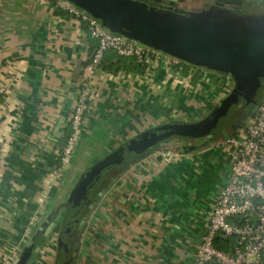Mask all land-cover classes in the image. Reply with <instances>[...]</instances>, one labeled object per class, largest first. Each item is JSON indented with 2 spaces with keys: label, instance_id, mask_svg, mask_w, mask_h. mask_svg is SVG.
I'll list each match as a JSON object with an SVG mask.
<instances>
[{
  "label": "crops",
  "instance_id": "0c3cea01",
  "mask_svg": "<svg viewBox=\"0 0 264 264\" xmlns=\"http://www.w3.org/2000/svg\"><path fill=\"white\" fill-rule=\"evenodd\" d=\"M55 3L0 0V259L14 264L31 243L39 250L27 264L71 253V264H193L230 173L221 138L171 140L115 172L80 209L67 199L80 175L133 137L191 123L199 111L205 119L230 79L201 68L182 74L163 58L114 71L112 51L88 71L97 42ZM81 91L89 101L79 145L64 175L50 180Z\"/></svg>",
  "mask_w": 264,
  "mask_h": 264
},
{
  "label": "water",
  "instance_id": "95a60500",
  "mask_svg": "<svg viewBox=\"0 0 264 264\" xmlns=\"http://www.w3.org/2000/svg\"><path fill=\"white\" fill-rule=\"evenodd\" d=\"M67 1L97 19L111 33L194 67L226 73L234 81L233 89L214 110L218 113L215 118L191 123L173 121L155 126L94 163L81 175L67 199V204L76 210L89 203L97 189L115 172L141 154L156 150L159 145H166L171 140L212 139L232 109L242 101L253 105L254 113L264 82V33L249 32L247 37L238 33L236 38H229L207 27L205 16L170 19L172 16L166 13L159 17L133 0ZM220 132L221 138L229 137L224 129ZM38 250L29 243L14 264H27Z\"/></svg>",
  "mask_w": 264,
  "mask_h": 264
},
{
  "label": "built area",
  "instance_id": "2783aa9c",
  "mask_svg": "<svg viewBox=\"0 0 264 264\" xmlns=\"http://www.w3.org/2000/svg\"><path fill=\"white\" fill-rule=\"evenodd\" d=\"M55 2L58 9L85 23L88 33L97 42L86 66L88 71L99 68L107 51L133 58L146 67L162 58L167 66L180 64L174 57L111 33L97 19L67 0ZM88 101V92L81 91L70 114L69 134L57 153L59 167L50 180L62 177L74 158ZM236 134L217 141L231 158L230 173L215 197L205 233L195 249L193 264H264V93L254 113ZM217 237H234L236 242L232 250L217 249ZM0 264H9V256L4 255Z\"/></svg>",
  "mask_w": 264,
  "mask_h": 264
},
{
  "label": "flooded vegetation",
  "instance_id": "af4514ba",
  "mask_svg": "<svg viewBox=\"0 0 264 264\" xmlns=\"http://www.w3.org/2000/svg\"><path fill=\"white\" fill-rule=\"evenodd\" d=\"M185 0H133V2L144 6L151 11H155L167 13L172 17L177 18H191V17H201L207 16L212 9L218 11H230L231 14L242 15V16H264V0H204L202 1V6L192 10L186 11L181 7L182 2ZM191 66V65H190ZM194 67V66H193ZM224 74V73H223ZM228 77V75L225 73ZM231 81V87L229 91L234 87V81L231 77H228ZM264 93V82L262 83V94ZM259 102V101H258ZM258 104V103H257ZM220 106L217 105L216 108ZM252 107V108H251ZM253 105H251L247 101H242L240 104L235 106L229 115L225 118L222 123L219 131H216V135L212 137V139L221 138L220 130H225L226 133L230 136L234 132H237L247 121L249 117H247L248 113L252 114ZM217 110L214 111L213 118L217 115ZM241 125H240V124ZM73 235V230L69 233H66V240L71 242V237ZM73 248H74V244ZM72 247V246H71ZM74 255L71 253L70 255H62L59 257L56 264H71Z\"/></svg>",
  "mask_w": 264,
  "mask_h": 264
},
{
  "label": "rangeland",
  "instance_id": "374dc122",
  "mask_svg": "<svg viewBox=\"0 0 264 264\" xmlns=\"http://www.w3.org/2000/svg\"><path fill=\"white\" fill-rule=\"evenodd\" d=\"M202 1L204 0H185L182 2L181 7L184 8V10L186 11H192L198 8L199 6H202ZM152 12L154 13L153 10ZM155 12L157 13V15H159V17H162L161 15L166 14V13L159 12V11H155ZM172 18L178 19L177 17H171L170 19ZM204 21L207 27L212 28L214 31L227 35L229 38H236L235 36H237L238 33H241L243 37L249 36L250 35L248 34L249 32H251V34L264 33V16H254V17L242 16V15L231 14L230 11L229 12L228 11H218V10L212 9L211 12L207 14L206 19ZM182 64L189 65L183 61H180V64L176 66L181 67ZM188 69H190V73H192L193 75H196L197 70H199V69H193V67L191 66H189ZM205 73H208V72L205 71ZM197 114L199 115L197 116ZM197 114L195 117H191L190 122L198 121L205 116L200 111ZM213 115H214V111H206L205 119H208V118L210 119L213 117ZM236 136L238 135L236 134ZM194 140L201 142V144H204L206 139L205 137H202V138H198ZM219 149L225 152V150L221 146L219 147Z\"/></svg>",
  "mask_w": 264,
  "mask_h": 264
},
{
  "label": "trees",
  "instance_id": "16d2710c",
  "mask_svg": "<svg viewBox=\"0 0 264 264\" xmlns=\"http://www.w3.org/2000/svg\"><path fill=\"white\" fill-rule=\"evenodd\" d=\"M52 5H53V3H52ZM112 52L114 54H116L114 51H112ZM117 57H118V62H119V64H121V66H119L118 65V62H117L116 66L114 65V71L119 70V69H122V68H125L126 69V67H131V66H133V67H143L144 68V65L138 64L133 58H125V57H119V56H117ZM125 63H126V65H125ZM100 66H101V64H100ZM189 66L190 65H184V64H182L181 67L180 66H174L173 68H175L177 71H180L182 74H186L187 75L188 74V67ZM193 68L196 69V67H193ZM249 113H248L247 117H249L251 115ZM73 234H75V233L73 232ZM39 242L40 243L42 242V238H40L39 241H37V243H39ZM235 242H236V240H235L234 237H228V238L217 237L215 239V247L217 249H219V250L231 251L232 248L235 245Z\"/></svg>",
  "mask_w": 264,
  "mask_h": 264
}]
</instances>
